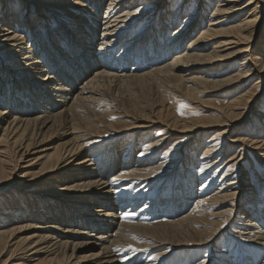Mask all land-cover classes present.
<instances>
[{"label":"bare ground","instance_id":"obj_1","mask_svg":"<svg viewBox=\"0 0 264 264\" xmlns=\"http://www.w3.org/2000/svg\"><path fill=\"white\" fill-rule=\"evenodd\" d=\"M8 1L12 3L16 0H0V184L4 185L3 188L12 184L13 171L26 155L33 157L22 168H30L39 161V169L37 174L28 169L17 174L19 178L29 177L21 182V186L28 188L43 176L49 182L55 180L57 185L65 181L63 179H73L65 187H62L63 184L48 191H37L65 197L62 203L53 204L50 201L45 204L58 206L52 211L44 209L48 211L46 214L36 212V206L40 205L30 204L25 210L32 209L34 213L17 217L10 209L11 212L4 213L6 207L1 206L3 210L0 209V213L5 220L20 222L31 217L51 222L47 225L42 223V228L22 225L0 231V264H128L130 261L163 264L161 257L172 248L207 245L214 241L216 234L222 230V219H226L227 223L233 215L235 201L239 200L238 194L243 188L244 181L236 180L239 177L235 175L225 184L227 176L235 172L234 165L240 164L237 162L241 157L230 159V162L234 161L233 166L224 164L223 175L217 179L220 191L211 196L207 187L212 177L203 185L198 181L196 189L194 180H179L177 185L163 189V180L158 181V186L156 181L174 173L173 164L180 153L177 148L188 140L175 144L172 159L163 157L162 161L167 163L158 164L157 161V165L152 166L153 162L148 160L147 154L145 157L138 154L133 160L125 156L114 170L105 166L108 157L99 159L98 155L93 159V154L83 155L86 151L82 143L87 140L97 142L101 134L87 118L94 120L101 115L102 111L95 108H99L105 98L103 83L134 80L136 84L144 82L147 85L149 82L146 79L154 78L155 81H166L170 83L168 87L196 99L197 94L211 92L206 89L228 90L237 84L240 87L251 79L264 77V63L261 62L264 55L257 56V51L250 49L257 33H260L261 41H258V47L264 46V0H209L202 4H197L201 0L192 3L182 0L175 4L173 14L168 11L171 7L166 9L164 0H151L143 6H140L143 0H107L102 12L98 10L103 0H92V3L91 0H24L17 2L16 7L9 5ZM17 7L25 10L20 13L19 8L16 12ZM158 7L162 11L154 26V21L151 23L149 20L151 12ZM184 12L186 18L180 21ZM56 22L61 23L56 26ZM138 22L141 23L139 30L126 37ZM100 26L101 32L97 34ZM164 33L169 34L167 40L163 39ZM35 37L40 39L39 45ZM158 39L159 42L151 43ZM118 47L120 50L114 53ZM242 55L238 69H232ZM4 65L9 70H4ZM195 66L202 67L193 68ZM258 89L253 85L214 112L224 119L210 122L173 120L166 126L173 134L169 133L162 141L176 134H190L204 126L223 127L237 122L242 105L249 108L252 104L256 105L254 100L262 92ZM259 106L255 108L254 115L261 118L264 116L263 103ZM165 111L166 108L159 109L156 115L161 116ZM28 114L35 115L30 117ZM137 120L152 122L153 119L142 115ZM147 126L135 124L128 126L127 130ZM58 131L71 138L57 146L38 149ZM222 134L214 135L212 140L222 142ZM247 140L236 138L233 142L250 145L252 141ZM161 143L155 148H160ZM251 145L255 150L261 146L257 142ZM142 150L149 151L147 148ZM211 150L205 152V159L213 153ZM111 159L113 156L109 157L108 165ZM215 163L218 160L212 165L207 161L204 167L214 166ZM79 168H84L81 169L83 173H76ZM55 172L58 176L67 177L60 180L52 178ZM49 174L51 177L48 178ZM144 195L145 201L142 199ZM192 196L196 199L193 206L188 207ZM230 200L234 202L231 204ZM126 203L128 207L121 209ZM221 204L225 205L224 210L213 212ZM243 207L245 209L241 211L246 213L248 207L245 203ZM257 208L264 216L260 205ZM66 209L71 211L66 213ZM17 210L24 212L22 208L15 212ZM125 213L134 215L125 218ZM156 213L163 219L174 220L156 224L162 229L159 233L152 231V225H143ZM235 215L241 217L239 221L242 224L234 227L240 230V236L244 234L250 242L251 253H217L219 257L210 253L198 264H264V217L259 218L253 213H249L251 217L239 213ZM92 221L100 225H89ZM8 222L0 221V226ZM36 228L41 232L19 236L21 232ZM70 236L76 239L68 238ZM82 236L85 238H78ZM163 245L168 246L165 252L153 254L152 249ZM222 247L228 249L226 245ZM85 248H90V252L75 255V252ZM198 255L195 253L187 261L188 264H192ZM178 264H183V261Z\"/></svg>","mask_w":264,"mask_h":264},{"label":"rangeland","instance_id":"obj_2","mask_svg":"<svg viewBox=\"0 0 264 264\" xmlns=\"http://www.w3.org/2000/svg\"><path fill=\"white\" fill-rule=\"evenodd\" d=\"M149 1L151 0H143V2L140 3V6H143ZM164 1H165L166 9L171 7V9L168 10L171 14H173V12L175 11V8H174L175 4L179 1L182 2V0H164ZM246 1L248 0H244L243 2H246ZM17 2H24V0H16V2H12V3L8 1V4L11 5L12 7H16ZM90 2L92 3V0ZM106 2L107 0H103L102 2L103 5L98 10L99 12H102V10L105 7ZM187 2L192 3V2H195V0H188ZM206 2H209V0L208 1L201 0L197 4L199 3L202 4ZM91 3H89V5ZM126 3H131V2H126ZM35 5L37 4H31V6H35ZM19 8H20V13L21 11L25 10L24 8L23 9L21 7ZM19 8L17 7L15 9L16 12L19 11ZM0 11H2V9ZM161 11L162 9L161 8L159 9L158 7V9L151 12L153 13L152 15L151 13L149 14L152 16L149 21L151 22L153 20L154 22L153 21L152 22L154 23V26L157 23V18L161 14ZM185 14L186 12L182 14L180 21L181 20L183 21L186 18ZM24 15L25 14H23V16ZM61 19L63 20L62 17ZM147 19H149V17ZM60 23L61 22H58V23L56 22V26L57 24H60ZM140 24L141 23L138 22V24H136V28H134L133 26L131 30L133 28L134 30L128 31L126 37H130L131 34L137 32L140 28ZM101 29H102V26L98 27L96 31L97 34L101 32ZM32 30L33 28H31V31ZM61 33H64V32H61ZM168 37H169V34L164 33L163 39L167 40ZM259 37H260V33L259 34L257 33L254 36V40L255 39L256 40L251 43L250 49L251 51H254V52L257 51L256 52L257 56H261V55L263 56L264 46L258 47L259 46L258 41H260ZM34 40H36V44L39 45L40 39L39 38L37 39V37H35ZM151 40H152V37H151ZM157 41L159 42L160 40L158 39L156 41H152L151 43H155ZM119 50H120V47L116 48L114 53L118 52ZM242 58H243V55L240 56L237 59V62L233 64L232 69H238L239 62L242 61ZM261 62L264 63V59ZM196 67H202V66H195L193 68H196ZM3 69L9 70V68L5 67V65L3 66ZM146 80L149 82L147 85H145L144 82L136 84L135 82H133L134 80L124 81V82H119V83H111V84L103 83L105 84L104 88L106 87L104 90V95H103V97L105 98L101 100L99 108L97 107L95 108L97 111L98 110L102 111L101 115H99L98 118L94 120H92L91 117L87 118V120L90 121L91 125H93L95 129H97L98 131H101L100 132L101 134L99 137L100 140L98 141L95 140L97 142H94L93 140L92 142L90 140L83 142L84 144L82 143V147L86 151V153H84L83 155L87 156V155L93 154V157H94V158L92 157L93 159L98 158L97 156L99 155V159L108 157V160H109V157L113 156V159H111V161L109 162V165H108V160L105 161V166H109L111 168H114V170H116L117 164H119L121 159H123L125 156L128 157V160H133L135 159L134 157L138 156V154L140 156L144 155V157L147 154L149 156V157L147 156V158H149L148 160H151L153 162L152 166H155L157 165V161H158V164L167 163L166 161H162L163 157L165 156V157H169L172 159V156L174 155L173 152L176 149L175 144H178L179 142H182L184 140H188V142H185V144L182 142L183 144L181 143L182 145H179V147L177 148L180 150V153L177 154L179 155V158L176 161H174V164H173L174 168L172 170H174V173L173 174L170 173L166 177L162 176L161 180L159 178L156 181L157 186L162 180H163V183H162L163 189L170 187V186L172 187L173 185H177L179 180H183L184 182L186 180H194L196 181L195 183V189H196L198 185V181H200L201 183L203 182L202 183L203 185L207 180H209V178L212 177L213 180L210 182V185L207 187V193L209 194V196L213 195L215 192L219 190L218 189L219 182L217 181V179H220V177L223 175V171L225 169L224 164H226V166H229V165L233 166L234 161L230 162V159H232L233 157H236V159L237 157L238 158L241 157L242 159L240 160V162H237L240 164L234 165L233 171L235 172L234 173L233 171L230 172V174L233 173V175L227 176L225 184L231 177L235 175V177H239L238 179L236 178V180L238 181L242 180V182L244 181L243 186H242L243 188L238 194L239 200L237 201L236 199L235 201V206H234L233 213H232L233 215L230 216L229 220H227V223H225L226 219L225 220L222 219V222L220 225L222 230L216 234L214 241H212L211 243L208 242L207 245L198 244V246L197 245L180 246L177 248H172L170 251L166 252V254L161 257L160 261H162L163 264H178L179 262L183 261V264H184L189 259H191V257L195 253H198L199 254L198 257L195 258L193 260L194 262L192 263V264H195V263L198 264L200 261L203 262V260H205L206 257H208V254L210 255V253H213L211 255L215 257H219L217 253L226 254V252L229 253L231 251L232 253H236L238 255L250 254L251 253V250H250L251 248L249 246L250 242L244 238L243 236L244 234L240 236V230L234 227V225L242 224L240 223L241 221H239L241 217L235 215V213L243 214L245 216H249V213H253L259 218L264 217L263 215L260 214L259 212L260 210L257 208V206L260 205V208H262V212L264 213V206H263L264 205V116L261 118H258L254 115L255 108L260 107L259 105H261L262 103H263V108H264V99H263L264 98V77H261L260 79L259 78L251 79L249 82L244 83V85H239L240 87H238L237 86L238 84H237L236 86H233L231 89L228 88V90L216 91V90L206 89L211 92L204 93V94H197L196 99H193L188 95H185L180 90H176L173 87H168V84L170 85V83H166V81L164 82L155 81L154 78L146 79ZM257 80L259 81L258 83H256ZM253 85L256 89L261 87L257 91H262V92L259 93L258 97H256V99L254 100L256 105L252 104L250 106L251 108H249L248 105H242L241 107L242 109L239 110V114L237 115L238 117H240V120H238L237 122L229 123L230 125L223 126V127L204 126V128L196 130L190 134L180 133V134H176L175 136H170V139L168 138L167 140L162 141V138L167 137L169 133L173 134L172 132L169 131V129L166 128V126L172 124L171 122L175 119L178 121L186 120V119L187 120L195 119V120H201L203 122H210V121H213L214 119H224L218 113L214 114V112H216V110H220L219 108H223L228 102H230L231 100H234L235 98L240 96V94L244 93L246 90H249ZM181 103L188 105L187 108H184L181 110L183 114L177 111L178 105ZM161 108L163 110L164 108H166V111L165 113L163 112L161 116H157L156 111L157 110L159 111V109L162 110ZM243 112H244V115L242 116ZM263 112H264V109H263ZM34 115L35 114H28V116L30 117ZM142 115H148L154 121L152 120V122H143V121L139 122L137 119L141 117ZM112 117H115V118L113 119ZM135 124H148V126L147 128H144V129L136 128L132 130H127L128 126L131 127L132 125H135ZM126 125H127V128H126ZM114 129H121L119 131H122V132L114 131ZM225 130L226 132L224 133ZM59 132L60 131L53 133L52 137L49 138L45 143H43L42 146L38 149H43V148L50 147V146H57L63 140H69L71 138V136H64L62 134H59ZM221 134L224 135L222 136L224 138L222 142L221 141L218 142L217 139L212 140V138H214L216 135H221ZM190 135L191 137H189ZM185 136L187 137L186 139H185ZM236 138H240V139L244 138L245 140H247L248 138L250 139L252 138L251 140L248 139L249 142L252 141L250 142V145L257 142L261 146L259 149L255 150L254 149L255 147L253 145L243 146V145H240V142H236V143L233 142V140ZM158 140L160 142H158ZM92 143L96 145H94L93 147ZM158 143H161L160 145L161 147L159 146L160 148H155L156 146H158ZM85 147L88 148L87 150L89 153L87 152ZM152 147L154 149L150 151ZM142 148L144 149L147 148V150L149 149V151L144 152ZM89 149L91 151H89ZM211 149H215V150L213 151ZM208 150L213 151V153L210 155V157L205 159L204 156L207 155V153L205 152ZM124 153L127 155H125ZM32 157L33 156L26 155L25 157L19 160V162L17 163L16 169L13 171L14 179L11 180L12 182L11 185L7 186L6 188H3L4 185L0 184V209L3 210L1 206H5L6 209L4 210L5 211L4 213L11 212L10 210H12L14 211L13 214H15L17 217H19L20 215L28 214V213H34V210L32 209L28 211L25 210L31 204V205H40V207L36 206L35 208L36 212L40 211L46 214L48 213L47 210L52 211L58 206L45 205V204L49 203L50 201H53L52 203L56 204V202H61V200L65 198V197H61V196H57L53 194H43V193L37 192V191H40L39 189H46V191H48L49 189H51V187L52 188L61 187L63 184L64 185L62 187L70 185L72 181L71 179L73 178L63 179L62 177H67V176H58L57 172L52 174L53 176L52 178H56L58 180L63 179L66 182L62 181L61 183H58L57 185L55 184L56 183L55 180L53 182H49L46 180L47 177L43 178L44 177L43 176L39 178L34 184H32V186H29L28 187L29 189L20 185L21 182L27 180L29 177L23 176L22 178H19L17 177V174H21L22 172L24 173L25 172L24 170H27V169L29 170V172H35V174H37V170L39 169V165L37 164L39 162L38 160H37L38 162L36 163L34 162V164L31 166L32 168L31 167L22 168L26 165V163H28L26 161H29V159H31ZM171 159L170 161H172ZM216 160H218V163H215L214 166H211L208 168L204 167L205 162L210 161L211 163L210 165H212ZM81 169H84V168H79L78 169L79 171H77L76 173L77 174L83 173ZM216 170L218 171L216 172ZM111 173L112 171H110L109 174ZM49 177H51V174L48 175V178ZM127 181L128 180H125V182ZM195 189L194 190L192 189V190L196 193ZM251 190H253L254 192ZM223 193L224 191L220 192L219 194H223ZM144 198H145V195L142 197V199ZM195 199H196L195 196L194 197L192 196L189 198L188 207L193 206V202L195 201ZM71 200H74V199H71ZM161 200L163 199H160V201ZM144 201L142 203H144ZM232 201L233 200H230L231 204H232ZM255 201L258 202L257 203L258 205L255 203ZM244 203L248 207V210L246 211V213L241 211V209H245V207H243ZM68 205L71 207L70 204ZM45 206H48V207L45 208ZM224 206H225L224 204H221V206L217 205V207L214 208L213 212L217 213L218 211H223L225 208ZM64 207L68 208L67 205H64ZM127 207H128V203L124 204L121 209L125 210ZM20 208H22L24 212H20V210H17L15 212L16 209H20ZM44 209H47V210H44ZM66 211H67L66 213H68L71 210L66 209ZM66 213H64V215H66ZM223 214L224 212H222V215ZM153 216L154 217L149 219L143 225L145 224L152 225L150 226L152 231L157 232V233L161 232L162 229L156 224H159L162 222L174 221V220H169V219H163V217L159 216L158 213L154 214ZM216 218H220V217L217 216ZM5 219L6 218L3 216V214L0 213V221H3V222L9 221ZM209 219H215V217H210ZM11 221H9L7 224L0 226V231H3V230L8 231V230H11L13 227H18L22 225L23 226L34 225L39 228H42L41 227L42 223H44V225H47L51 222L50 220H46L43 222V221L32 219L31 217L25 218L24 220L20 222L13 221L12 219ZM89 225L99 226L100 224L97 221H92L91 223H89ZM39 228L29 229L27 231L21 232L19 233V236L23 237V236H30L32 234H38L41 232V229ZM68 238L76 239L75 236H70ZM78 238H85V236L78 237ZM188 244H191V243H188ZM222 245H226L228 249L223 248ZM167 248L168 246L163 245L162 247L160 246L159 248H154L151 251H153V254L163 253L167 250ZM93 249H97V247H94ZM89 250L90 248H85L81 251L75 252V255L82 256L85 253L90 252ZM17 261L19 262L20 260L17 259ZM138 263L139 261H130L128 264H138Z\"/></svg>","mask_w":264,"mask_h":264},{"label":"snow or ice","instance_id":"obj_3","mask_svg":"<svg viewBox=\"0 0 264 264\" xmlns=\"http://www.w3.org/2000/svg\"><path fill=\"white\" fill-rule=\"evenodd\" d=\"M187 107H188L187 104L181 103V104L178 105L177 111L180 112L181 114H183L181 110L184 109V108H187ZM112 118L114 119L115 117H112ZM124 215H125V218H127V216L134 215V213H125Z\"/></svg>","mask_w":264,"mask_h":264}]
</instances>
